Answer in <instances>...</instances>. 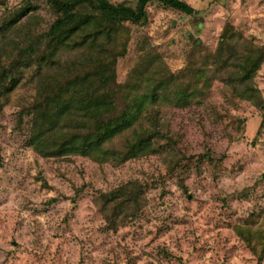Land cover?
<instances>
[{
    "label": "rangeland",
    "instance_id": "1",
    "mask_svg": "<svg viewBox=\"0 0 264 264\" xmlns=\"http://www.w3.org/2000/svg\"><path fill=\"white\" fill-rule=\"evenodd\" d=\"M29 1L36 10L18 26L27 24L37 38L55 16L43 0ZM186 1L193 16L152 3L144 24L128 25L127 53L117 63L120 84L163 63L178 74L203 51L217 50L227 24L264 47V0ZM26 3L0 0V25ZM15 34L7 32L0 47L17 48L20 38L9 41ZM48 47L46 40L38 50ZM33 69L26 68L20 87L2 98L0 264L258 263L264 251V111L214 82L204 107L165 111L161 123L171 140L158 154L120 166L78 155L47 158L30 143ZM255 81L264 97V64ZM134 181L143 186V205L111 229L99 196Z\"/></svg>",
    "mask_w": 264,
    "mask_h": 264
},
{
    "label": "trees",
    "instance_id": "2",
    "mask_svg": "<svg viewBox=\"0 0 264 264\" xmlns=\"http://www.w3.org/2000/svg\"><path fill=\"white\" fill-rule=\"evenodd\" d=\"M43 1L55 16L45 34L35 38L38 33L33 34L27 24L18 26L36 10L29 0L21 13L0 25V45L11 30L16 36L9 41L20 38L21 42L12 50L4 44L0 47V116L3 96L20 87L26 68H34L30 143L43 157L78 155L120 166L158 154L162 142L171 140L161 123L165 111L204 107L214 82L227 87L233 98L264 111V97L255 81L264 64V47L230 24L215 52L203 51L200 60L190 61L178 74L163 63L157 70L143 69L125 84L117 81V63L130 41L128 25L144 24L152 3L193 16L197 12L186 0H138L135 5L110 0ZM46 40L48 50H38ZM143 201V186L134 181L101 194L98 204L110 228L117 229L116 220L134 217ZM263 255L264 251L257 264H263Z\"/></svg>",
    "mask_w": 264,
    "mask_h": 264
}]
</instances>
